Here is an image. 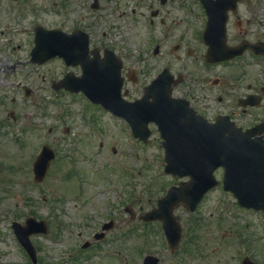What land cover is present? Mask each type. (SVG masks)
Masks as SVG:
<instances>
[{
	"label": "rangeland",
	"instance_id": "obj_1",
	"mask_svg": "<svg viewBox=\"0 0 264 264\" xmlns=\"http://www.w3.org/2000/svg\"><path fill=\"white\" fill-rule=\"evenodd\" d=\"M93 1L5 0L2 4L0 22L5 23L1 26L4 35L0 37L4 50L0 51V264H32L11 229L12 222L23 223L29 217L45 221L48 231L47 235L31 237L36 249L34 264H98V259L104 264L109 249L112 258L115 251L118 253L117 263L112 260L111 264H123L125 260L131 261L127 264H139L145 238L150 242V253L161 244L156 231L151 229L147 234V227L125 212L126 207L135 216L149 211L170 186L181 181L164 174V154L158 134L151 128L152 136L143 144L130 137L123 121L98 113L61 90L55 92L52 83L61 79L66 69L61 60L53 59L42 65L29 62L36 24L70 31L76 26H86L83 22H95L96 14H101L100 22L114 23L109 29L108 24L91 25L93 36L100 38L110 31L111 37L107 35L105 43L136 56L141 68L145 58L143 23L126 24V18L116 20L117 0H98V10L90 8ZM64 3L66 8L62 6ZM129 5L128 12L136 9L134 18H145L143 3L133 0ZM186 22L192 21L187 18ZM18 59L20 69L16 72L8 69ZM23 88L31 91L28 97ZM44 145L54 152L55 158L44 181L35 184L32 165ZM215 175L221 180V171ZM211 210L217 212L212 218ZM235 212L232 197L219 186L209 192L198 216L212 224L227 216L243 219L240 212ZM175 215L186 222L190 220L181 207ZM257 220L246 214L238 227L245 243L243 248L248 251H238L237 256L264 264V220L262 223ZM110 221H114V228L106 232L99 246L91 252H82L84 242ZM212 229L218 243L208 239L214 236L212 233L197 228L198 247L193 250L196 257L220 247L226 228ZM228 251L230 257H235L233 249ZM221 254V251L214 253L213 258H221ZM171 257L164 260L165 264H173ZM176 257L175 254L173 259Z\"/></svg>",
	"mask_w": 264,
	"mask_h": 264
},
{
	"label": "flooded vegetation",
	"instance_id": "obj_2",
	"mask_svg": "<svg viewBox=\"0 0 264 264\" xmlns=\"http://www.w3.org/2000/svg\"><path fill=\"white\" fill-rule=\"evenodd\" d=\"M4 1L0 0V15ZM139 1L144 4L146 11L143 21L133 17L136 13L135 8L128 12L129 2L133 0L115 1V11L119 18H126V24L143 23L144 65L140 68L136 56L106 44L104 40L107 35L111 37L110 31L101 34L100 38L93 36L90 31L91 25L99 27L108 24L109 29L114 23L100 22L98 18L102 17L101 14H96L95 22H83L86 26H76L66 31L71 34L80 30L87 34L89 49L84 55V64L93 65L99 71V79L102 80L100 75L102 69H109L115 63L110 54L119 59L121 63L120 92L121 98L126 102L139 99L143 89L157 75L161 72L167 73L173 77L171 83L173 98L185 100L196 114L208 122L232 124L242 132L248 133L253 140L264 144V0H207L213 4H222L224 22H208L200 0ZM94 2L96 5L94 9H100L97 1ZM187 18H190L192 22H186ZM4 23L0 22V37L4 35L3 30L1 31ZM209 49L218 50L222 59L207 61L206 55ZM0 51L4 52L2 47ZM20 66L21 60L18 59L8 69L12 68L16 72ZM65 68L64 76L74 73L81 77L84 74L81 65L76 67L65 65ZM87 80L94 82L95 77L89 75ZM104 85L106 89L104 95L110 97L111 93L107 88L112 89L117 86L116 77L109 72H104ZM139 91L142 92L141 95H138ZM94 93L90 86L86 92L64 91L65 95L78 98L83 104L101 109L89 100V96ZM239 212L243 215V219L227 216V218L216 220L213 224L199 217V211L186 212L190 216L188 222L176 217L177 222L182 226L183 233L179 244L175 246L172 253L170 252L174 255L176 253V262L185 264L188 259H191V262H188L190 264H204V262L205 264H257V260L256 263L246 257L238 258V251H246L243 248L245 244L243 238L238 234V227L242 225L246 214L254 218L260 215L261 219L263 215L238 208L235 213ZM216 213L213 210L210 211L209 217L212 218ZM198 227L210 231L214 227L226 228L225 233L222 234L220 247L211 249L208 254L202 253L199 258L193 252L196 245L188 240L183 242L184 229L192 233ZM209 239L213 243L219 241L217 236H210ZM253 248L255 249V245ZM229 249L235 251V257L229 256ZM219 251L222 253L221 258H213L214 253ZM155 256L158 258L155 261L156 264H164L162 255Z\"/></svg>",
	"mask_w": 264,
	"mask_h": 264
},
{
	"label": "water",
	"instance_id": "obj_3",
	"mask_svg": "<svg viewBox=\"0 0 264 264\" xmlns=\"http://www.w3.org/2000/svg\"><path fill=\"white\" fill-rule=\"evenodd\" d=\"M68 40V36L60 31H47L37 27L35 46L30 54L31 62L42 64L59 56L67 63L76 65V61H81L83 56L71 49L65 50ZM70 81H73L72 85L79 87L82 83L79 80ZM66 82L68 78L60 81L57 87H64ZM95 98L100 99L99 96ZM144 101L143 98L134 104L114 107L118 110L125 106L127 115L125 118L131 125L134 135L145 142L149 136L146 125L148 122H155L163 139L165 172L173 176L190 178L187 183L168 191L158 202V211H162L164 215H171L179 203L191 211L195 210L203 194L217 185L212 174L218 167L225 169L224 189L227 190L226 187H229L240 205L264 211V148L248 145L246 142L248 139L244 138V135L229 134L226 137L225 129L204 125L184 103L179 101L155 98L151 104H143ZM115 113L124 116L123 111L118 110ZM52 157L51 152L44 148L33 166L35 182L43 180ZM12 227L20 243L32 256L29 236L38 232L45 233L44 223H35L34 219L29 218L24 226L13 223ZM36 227L42 229L35 230Z\"/></svg>",
	"mask_w": 264,
	"mask_h": 264
}]
</instances>
